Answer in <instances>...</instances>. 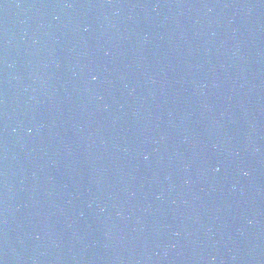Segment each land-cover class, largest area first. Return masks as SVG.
<instances>
[{
	"label": "water",
	"instance_id": "95a60500",
	"mask_svg": "<svg viewBox=\"0 0 264 264\" xmlns=\"http://www.w3.org/2000/svg\"><path fill=\"white\" fill-rule=\"evenodd\" d=\"M0 264H264V0H0Z\"/></svg>",
	"mask_w": 264,
	"mask_h": 264
}]
</instances>
